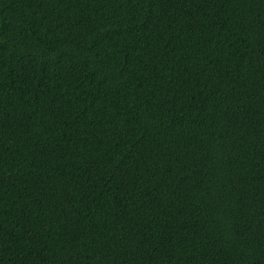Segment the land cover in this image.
<instances>
[{"label":"trees","instance_id":"1","mask_svg":"<svg viewBox=\"0 0 264 264\" xmlns=\"http://www.w3.org/2000/svg\"><path fill=\"white\" fill-rule=\"evenodd\" d=\"M0 264H264V0H0Z\"/></svg>","mask_w":264,"mask_h":264}]
</instances>
